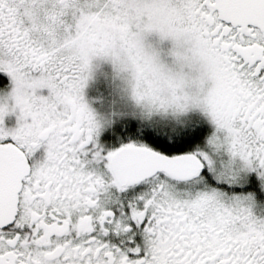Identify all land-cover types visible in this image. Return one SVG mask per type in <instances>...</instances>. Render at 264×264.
<instances>
[{"label": "snow or ice", "instance_id": "1", "mask_svg": "<svg viewBox=\"0 0 264 264\" xmlns=\"http://www.w3.org/2000/svg\"><path fill=\"white\" fill-rule=\"evenodd\" d=\"M0 264H264V0H0Z\"/></svg>", "mask_w": 264, "mask_h": 264}, {"label": "rangeland", "instance_id": "2", "mask_svg": "<svg viewBox=\"0 0 264 264\" xmlns=\"http://www.w3.org/2000/svg\"><path fill=\"white\" fill-rule=\"evenodd\" d=\"M112 68L107 62H98L94 78L90 80L86 95L97 107H102L108 99V91L113 84Z\"/></svg>", "mask_w": 264, "mask_h": 264}]
</instances>
